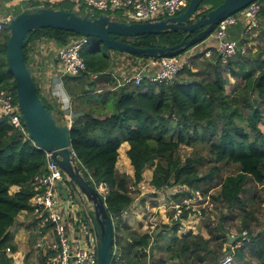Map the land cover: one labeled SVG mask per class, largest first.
I'll use <instances>...</instances> for the list:
<instances>
[{
	"label": "trees",
	"instance_id": "trees-1",
	"mask_svg": "<svg viewBox=\"0 0 264 264\" xmlns=\"http://www.w3.org/2000/svg\"><path fill=\"white\" fill-rule=\"evenodd\" d=\"M222 1L206 8L199 16H204ZM62 2L41 4L30 1L24 2L28 3L24 7L41 4L62 8ZM255 3L259 6L258 25L250 30L258 27V34L264 40V0ZM99 13L102 12L95 15ZM105 13L113 15L110 11ZM114 17L119 15L114 14ZM242 33L243 38L238 42L240 46L247 41L244 27ZM184 34L180 30L163 31L121 39L136 47H165L180 42ZM76 35L51 27L31 31L23 47L26 63L27 48L32 40L52 39L62 46ZM8 37L5 22L0 29V90L15 92L14 77L6 57ZM207 49H211V54L206 57ZM81 55L86 63L82 75H62L64 82L69 78L81 83V92L74 98L71 108L70 141L78 163L83 165L92 182L96 186H105L103 197L112 216L114 242L120 260L112 257L111 264L165 263V260L153 258L154 239L151 242V235H140L122 217L134 200L130 187L143 180L148 165L153 166L149 184L156 190L187 185L207 193L215 185L212 182L225 164L236 165L237 172L221 179L216 194L211 196L225 208L241 209L237 229L239 232L247 229L249 240L240 246L236 245L237 241L228 244L230 217L224 214L212 226L207 221L201 223L199 228H204L207 236L201 233V229L196 233L187 231L178 235L180 220L187 217L186 211L181 218L172 220L171 225H164L170 234L161 235L165 240L161 250L175 257L178 264H217L227 244L225 251L236 256L240 264L249 260L246 249L250 258L255 259L254 263L249 261L250 264H264V235L251 234V217L245 211L246 199L242 198L248 179L255 183L264 182V43L255 50L250 46H245L244 52L238 49L236 54L222 62L215 43L207 41L190 56L188 64L172 81L157 83L145 79L138 85L132 82L117 85V78L110 72V56L98 38L88 37ZM131 55L148 57L137 53ZM98 83H101L100 87ZM36 92L45 107L53 109L61 122L57 115L63 117L64 112L44 98L38 87ZM124 142L129 145L126 154L132 165V176L119 172L116 167L118 150ZM198 145L206 147L209 159L198 155H187L182 159L179 154L181 146ZM208 162L213 164L201 174L200 166ZM46 163L47 152L14 127L0 109V253L7 248L16 250L10 227L21 211L31 212L29 200L35 192L33 177L46 171ZM13 185L19 187L15 192L10 191ZM183 196L186 194L179 192L175 199ZM119 233H122V239L118 237ZM144 248L150 249L149 258H143L141 249Z\"/></svg>",
	"mask_w": 264,
	"mask_h": 264
},
{
	"label": "water",
	"instance_id": "water-1",
	"mask_svg": "<svg viewBox=\"0 0 264 264\" xmlns=\"http://www.w3.org/2000/svg\"><path fill=\"white\" fill-rule=\"evenodd\" d=\"M203 0H189L179 14L147 22H132L106 13L95 15L91 8L82 13L73 9H62L35 5L26 7L6 21L9 37L6 42L8 68L14 77L17 103L28 137L43 148L48 159L55 162L66 176V186L59 182V188L66 202L68 188L73 190L82 211L87 212L95 224L96 264H111L114 244V225L103 196L78 163L71 146L70 125L58 122L54 110L45 107L39 98L32 72L24 59L23 47L31 31L44 27L63 29L78 35L96 37L106 50L145 54L149 57L174 56L187 48L202 42L212 32L215 25L227 16L234 14L256 0H223L209 9L204 16L199 9ZM184 32L180 42L165 47H136L121 38H134L141 34H158L163 31ZM197 32L191 35L194 31ZM64 75L80 77L82 74ZM229 244L239 236L227 234Z\"/></svg>",
	"mask_w": 264,
	"mask_h": 264
},
{
	"label": "built area",
	"instance_id": "built-area-1",
	"mask_svg": "<svg viewBox=\"0 0 264 264\" xmlns=\"http://www.w3.org/2000/svg\"><path fill=\"white\" fill-rule=\"evenodd\" d=\"M76 1L80 2V0ZM83 1L87 8H94L103 13L106 11L112 13L121 11L119 17L132 22L166 19L182 12L188 4V0ZM258 11V4L253 2L244 9L221 20L206 37V39H209L208 42L215 43V49L219 53L222 62H226L229 57L236 54L238 49L241 52L245 51L244 43L240 46L238 40L228 37V28L240 23L243 25L245 32L249 31L257 25L256 15ZM9 18L5 19V22ZM2 25L3 23L0 24V29ZM87 43V36L77 34L67 44L59 47L57 59L61 66L62 74L67 72L71 75H78L86 69V63L81 52ZM195 52L193 51L187 56L180 53L174 56L143 57L139 61L138 66L134 67L131 73H127L121 81H118L117 85L121 86L130 82L138 85L145 79L157 83L172 81L178 72L188 64L190 56ZM210 54L211 49H207L204 56L207 57ZM0 109L8 116L10 123L14 127L26 133L21 118V109L17 103L16 93L13 90H0ZM64 113L67 116L65 122L71 125V108L65 110ZM48 156L49 154H47L46 171L36 174L33 177L35 192L29 200L32 208L31 211L36 217L37 225V229H34V248L39 254V257L37 256L38 258L35 260V264H96V229L85 221L82 207L79 205L73 190L70 189L73 193L72 195H69L67 192L66 202H64L60 192L59 182H63L66 186V176L55 162L48 159ZM140 183L131 185L130 188L140 190ZM180 186L177 189L180 190L179 192H184L186 196L180 197L177 201H170L167 205V208H171L174 212L173 218H181L180 216L186 211V218L190 216V212L200 216L202 208L207 204L205 193L200 189H193L187 185ZM96 187L103 196V191L105 190L104 185L99 184ZM129 213L128 210L124 211L122 217L128 216ZM150 235L152 242L154 236L152 234ZM238 236V246L243 245L245 240L248 241L246 231H243ZM143 250L148 253L147 258H149L150 249L144 248ZM9 251L10 249L7 248L6 252ZM118 254L119 250L115 241L112 249V257L118 258ZM232 262L233 254L226 253L218 260L217 264H232Z\"/></svg>",
	"mask_w": 264,
	"mask_h": 264
},
{
	"label": "rangeland",
	"instance_id": "rangeland-1",
	"mask_svg": "<svg viewBox=\"0 0 264 264\" xmlns=\"http://www.w3.org/2000/svg\"><path fill=\"white\" fill-rule=\"evenodd\" d=\"M219 1L221 0L202 1L200 3L199 9L203 11L206 8H210L216 5ZM23 2L24 1H22L16 6L12 5L13 6L12 11H14L15 9L19 10L24 5L26 6L28 4V3L25 4ZM49 4H53V3H49ZM60 7L65 8V9H68V8L74 9V10H78V8H80L82 11L83 10L85 11V9L87 8L83 0H80V2L74 1L73 3L63 0ZM91 9L94 11V13L99 12L94 8H91ZM15 12L16 11H14V13ZM114 13L120 15L121 11H117ZM238 25L241 26L240 23L230 26L228 28L229 33L232 27H236ZM257 25H258V20H257ZM258 29L259 28L257 27L256 29L249 30L248 32L245 33L247 35V41L245 43L246 47L250 46L255 50L259 45L264 43L263 38L260 37L258 34L259 33ZM228 30H227V34H228ZM208 40L209 39H206L204 42L202 41V42L196 43L195 45L191 46L192 48L189 47L190 49L187 48L181 53L187 56L193 51L198 50L202 44H205V43L207 44ZM109 51L110 50H107V53ZM132 57L140 58L137 55H132ZM231 81H233V79ZM97 86L100 87L101 83H98ZM50 88H52L50 91L52 102L55 103L59 107V109L64 112L65 110L72 108V105L74 104V98L81 92V83L73 82L69 78L67 82H64L63 76H60L58 81L53 82L51 84ZM227 89L229 90V87H227ZM57 93H59L58 96H56ZM57 116L58 118L61 119V122H62V118L60 117V115H57ZM121 153H122V156L120 155L118 156L116 167L119 172L128 174L127 172L130 169V167H128L127 169L125 168V163H123L122 161L123 158H125V156L122 151ZM179 154L181 155L183 160L186 158L187 155L188 156L189 155L203 156L206 159L210 158V156L206 152V147L201 146V145H198L197 147L181 146L179 149ZM211 164L213 163L208 162V163H205L204 165H201L199 172L201 174H204L205 171L208 168H210ZM152 171H153V166L151 165H148L147 168H145L143 172V180L140 181L141 183L139 184L140 190L139 189L133 190L130 188L131 193L134 197V200H133L134 204L132 206L133 211L128 214V217H129V220L130 221L132 220V223L136 225L135 227L136 229H133V230H135L137 233H139L140 235L144 233H149L154 236V242H153L154 246H153L152 256L155 260H159V259L162 261L165 260V263L163 264H178L179 261L175 257L173 256L171 257L161 250L162 249L161 245L165 244V240L163 239V236L170 234L169 233L170 231L165 229L164 225L165 224L171 225L173 222L172 220L175 219L173 218L174 212L171 210V208H167V205L169 204L170 201H177L175 197L180 191L177 188H180L181 186L173 185V186L166 187L164 190H156L152 188L151 185L149 184V181L151 179L150 177L152 176ZM236 172H237V167L234 164H225L222 166L221 171L217 174L216 179L212 182L215 185L211 189H209L207 193H205L207 204L204 206V208H202L201 215L198 216L190 212L189 213L190 216L188 218L183 217L180 220L181 226L179 230L177 231L178 235L179 234L182 235L183 233H186L188 230L192 231L193 229H196L198 231V229L199 230L201 229V233L207 236L206 230L204 228H199L201 223L203 221H207V223H209L212 226L215 224L214 223L215 220H217V218L220 215L224 214L230 217V220L228 221V224H227L229 231L233 232L234 235L236 234L241 235L243 231H246L247 233L246 237H247V240H249V236H248L249 231L247 229H244L241 232H239L237 229L241 222V218H240L241 209L233 208L230 210L228 208H225L221 202L213 201L212 196H211V195L216 194L218 187H219L218 182H220L221 179H223L227 175L235 174ZM132 174H128V175L132 176ZM67 190H68L69 195L73 194L69 188ZM253 196L254 198L252 199ZM242 198L246 199V210L245 211L249 212V215L251 217V227H250L251 234L253 235L263 234L264 235V182L255 183L251 178L248 179L247 183L245 184L244 192L242 193ZM76 199L78 201V198ZM83 217L90 224V220L87 217L86 213H83ZM123 217L125 218V216ZM94 227H95V224H94ZM161 235L163 236L161 237ZM118 237L122 239V233H119ZM34 241L35 239L31 237L28 242V246L30 247V250L23 251L24 252L23 257H24L25 264H34V261H33L34 256L39 257V254L33 248ZM226 245L227 244L224 245V253L220 254V258L227 253L225 251ZM236 245L238 246V241ZM4 253L2 252L0 253L1 264L6 263V260H7L6 257L4 256ZM142 253H144L143 258H147L148 253L144 251L143 249H141V254ZM245 254H246V258L249 259L246 261V264H250L249 261H251V263L255 262L254 258H250L251 256L247 249L245 250ZM117 259L118 261H120L119 258ZM232 264H240L236 256H233Z\"/></svg>",
	"mask_w": 264,
	"mask_h": 264
},
{
	"label": "crops",
	"instance_id": "crops-1",
	"mask_svg": "<svg viewBox=\"0 0 264 264\" xmlns=\"http://www.w3.org/2000/svg\"><path fill=\"white\" fill-rule=\"evenodd\" d=\"M22 1L28 2V3L30 1H38V2L40 1V3L43 4L46 2L47 3L48 2L58 3L61 0H0V24L4 23L5 19H7L8 17H12L13 15L16 14V12L14 13V11H17V10L15 9L14 11H12L13 10L12 7L14 5L15 6L18 5ZM65 1H69L73 3L76 0H65ZM24 6L21 8V10L25 9ZM76 11H81V9L78 8V10ZM114 14L116 13H113V16ZM242 28H243V25L232 27L230 30V33L228 30V37L231 39H236L240 41V39L243 38ZM59 47L60 45H58L52 39L36 38L30 42L27 48V61L31 69L35 83L41 95L44 98L49 99L50 101H52V98L50 96L51 95L50 91L52 88H50V86L53 82L58 81L59 77L62 76L61 69H60L61 66L57 59V53H58ZM107 54L110 56V62H111L110 71L117 78V82L121 81L127 73H131V70L134 69V67H137L139 61L143 58V57H140V58L132 57L130 53L115 51V50H110ZM58 95L59 93L56 94V96ZM61 118H62V122H65L67 120V116L65 115V113L63 117ZM128 147H129L128 143L124 142L121 144L118 151H119L120 156H122L121 151L123 152L125 156V158H123L122 160L123 163H125V168L127 169L128 167H130L128 172L127 171L126 172L128 174H132L133 172L132 165L130 164V160L126 154ZM18 188H19L18 186L13 185L10 188V191L15 192L18 190ZM133 204L134 203H132L131 207L128 209L129 212L133 211V207H132ZM82 212L87 214V217L90 220V225L92 223V225L94 226L88 213L84 211ZM125 220H127V222L132 227V229H136L135 228L136 225L132 223V220L131 221L129 220L128 216L125 217ZM34 229H37L35 215L32 213V211L31 212L27 210L21 211L17 215L14 224L10 227V232L14 235L16 250L15 251L10 250L9 252L5 251L4 256L6 257L7 260H6V263H3V264H25L24 257H23L24 255L23 251L30 250V247L28 246V242L31 237L35 238ZM188 231H191V230H188ZM192 231L195 233L197 230L193 229ZM228 234L234 235L233 232H229ZM236 236L238 235L236 234ZM228 244H229V240H228ZM33 248H34V245H33ZM36 259H37V256H34L33 258L34 264H35Z\"/></svg>",
	"mask_w": 264,
	"mask_h": 264
},
{
	"label": "flooded vegetation",
	"instance_id": "flooded-vegetation-1",
	"mask_svg": "<svg viewBox=\"0 0 264 264\" xmlns=\"http://www.w3.org/2000/svg\"><path fill=\"white\" fill-rule=\"evenodd\" d=\"M195 33L193 32L191 35H194Z\"/></svg>",
	"mask_w": 264,
	"mask_h": 264
}]
</instances>
